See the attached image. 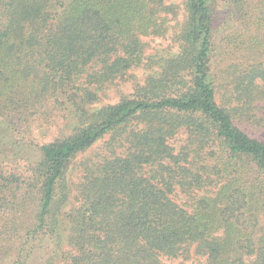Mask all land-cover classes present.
Listing matches in <instances>:
<instances>
[{
    "label": "trees",
    "instance_id": "1",
    "mask_svg": "<svg viewBox=\"0 0 264 264\" xmlns=\"http://www.w3.org/2000/svg\"><path fill=\"white\" fill-rule=\"evenodd\" d=\"M175 1L0 0V264H264V0Z\"/></svg>",
    "mask_w": 264,
    "mask_h": 264
},
{
    "label": "rangeland",
    "instance_id": "2",
    "mask_svg": "<svg viewBox=\"0 0 264 264\" xmlns=\"http://www.w3.org/2000/svg\"><path fill=\"white\" fill-rule=\"evenodd\" d=\"M179 7L178 15L177 17H170V30L168 34L163 38H153V37H147L144 38V41L149 45L147 49V55H153L157 52H162L164 54H173L175 52H178V46L174 43L173 37L175 35V28L178 24H180L184 20V10L183 5L181 4V0L175 1ZM133 78L129 81H123L118 80L113 86H111L105 94L102 96V100L100 102L101 105H108V104H116L120 101L121 97L123 95H131L134 92V89L136 88L137 84L142 85L144 84L146 78L148 75L151 74V71L144 69V68H137L129 72ZM260 106V113L261 115H264V102L259 103ZM248 129L249 134L264 142V129L263 128H254L250 126H245ZM50 136L49 138H51ZM101 144V143H100ZM98 144V145H100ZM98 145H96L98 147ZM92 152L87 151L84 155H80L75 163L73 164L72 172H71V182H77L80 177L79 167L78 164L88 155H90ZM22 165V164H21ZM175 201L179 204L185 203L186 198L184 195H176L173 196ZM74 204L73 200L71 204L66 208V210H69L72 205ZM168 264H197L199 260L193 256L190 260H166Z\"/></svg>",
    "mask_w": 264,
    "mask_h": 264
}]
</instances>
